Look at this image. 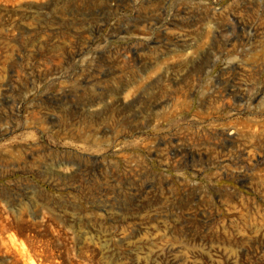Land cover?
I'll return each instance as SVG.
<instances>
[{"label":"rangeland","instance_id":"rangeland-1","mask_svg":"<svg viewBox=\"0 0 264 264\" xmlns=\"http://www.w3.org/2000/svg\"><path fill=\"white\" fill-rule=\"evenodd\" d=\"M0 264H264V0H0Z\"/></svg>","mask_w":264,"mask_h":264}]
</instances>
